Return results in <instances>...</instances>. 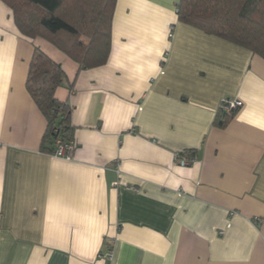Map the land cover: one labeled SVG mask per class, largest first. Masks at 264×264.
<instances>
[{
  "label": "crops",
  "instance_id": "crops-1",
  "mask_svg": "<svg viewBox=\"0 0 264 264\" xmlns=\"http://www.w3.org/2000/svg\"><path fill=\"white\" fill-rule=\"evenodd\" d=\"M178 3L117 0L109 58L83 69L0 0V264H264V59ZM36 48L67 76L71 160L42 150ZM225 99L243 106L219 126Z\"/></svg>",
  "mask_w": 264,
  "mask_h": 264
},
{
  "label": "trees",
  "instance_id": "trees-1",
  "mask_svg": "<svg viewBox=\"0 0 264 264\" xmlns=\"http://www.w3.org/2000/svg\"><path fill=\"white\" fill-rule=\"evenodd\" d=\"M1 1L25 37L50 42L83 69L107 62L117 0ZM177 12L181 22L264 59V0H179ZM67 82L62 66L36 48L26 86L47 119L42 150L50 154L59 141L73 140L72 109L56 98ZM231 117L221 114L217 124L225 126Z\"/></svg>",
  "mask_w": 264,
  "mask_h": 264
},
{
  "label": "built area",
  "instance_id": "built-area-1",
  "mask_svg": "<svg viewBox=\"0 0 264 264\" xmlns=\"http://www.w3.org/2000/svg\"><path fill=\"white\" fill-rule=\"evenodd\" d=\"M243 106L242 102L237 99H225L220 105V112L228 117H231L235 114L237 110H239ZM75 145L73 141L68 143L58 142V147L54 152V156L58 158H64L66 160L72 159V154L74 151ZM176 164L182 167H188L196 162V158L193 156H189L187 153L177 154L176 155ZM109 259L112 256H108Z\"/></svg>",
  "mask_w": 264,
  "mask_h": 264
},
{
  "label": "rangeland",
  "instance_id": "rangeland-1",
  "mask_svg": "<svg viewBox=\"0 0 264 264\" xmlns=\"http://www.w3.org/2000/svg\"><path fill=\"white\" fill-rule=\"evenodd\" d=\"M41 42H45L46 44H50V43H48L47 41H44V40H42Z\"/></svg>",
  "mask_w": 264,
  "mask_h": 264
}]
</instances>
